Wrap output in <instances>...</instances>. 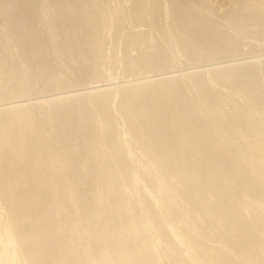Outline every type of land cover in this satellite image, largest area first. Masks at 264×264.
<instances>
[{"label": "rangeland", "instance_id": "1", "mask_svg": "<svg viewBox=\"0 0 264 264\" xmlns=\"http://www.w3.org/2000/svg\"><path fill=\"white\" fill-rule=\"evenodd\" d=\"M152 1L0 0V139L38 144L0 154V264H264V29L202 54L170 30L187 0ZM78 96L94 131L68 145L48 103Z\"/></svg>", "mask_w": 264, "mask_h": 264}, {"label": "bare ground", "instance_id": "2", "mask_svg": "<svg viewBox=\"0 0 264 264\" xmlns=\"http://www.w3.org/2000/svg\"><path fill=\"white\" fill-rule=\"evenodd\" d=\"M187 1L186 2L183 1L184 4H180L181 10L183 9V11H181L182 15H180L178 18L176 17L177 18V19L175 18L176 20H173V22L171 23V29L170 28L169 29L172 30L173 34L175 35L174 37L176 38L175 40H177V43L183 42L190 47L196 45L198 47V49L202 52V54H203V52H205V50L211 51V49L213 50V52L211 51L212 53H214V50L216 52H218V50H219L218 54H220V55L223 53L225 54V52H224L225 50L223 51L222 47H223V49L225 48L227 50L232 51L233 54H234V52L236 54L237 46H238V41H237L238 36H239V33L241 34L244 32L243 30L247 26L246 23L251 22V23H249L250 25L251 24L257 25V26L261 27L262 29H264V0H241V1L239 0L240 1V2L238 1L239 3L242 2V4H243V2H245L247 4V6H246V4H244L245 5L244 9H243V7H240V6L235 8V9H231V6L225 0H210V1H213V4L215 5V7L213 6V9L208 10L207 13H205V12L207 11V8L209 6L205 5V3H204L205 0L204 1L200 0L201 1V3L199 1L200 4L198 3V1L197 2L195 1L196 4L198 3V6H197L198 8L197 9L195 8V10L191 9V7H192L191 2L190 1L187 2ZM192 1L194 2V0H192ZM152 2H154V0ZM195 2L193 3V5L195 4ZM235 2L236 1H234V3ZM194 6H196V5H194ZM205 6H207V8H205ZM236 6H237V4H236ZM192 8H194V7H192ZM203 8L206 10L204 11ZM214 8H215V10H214ZM240 9L241 10L250 9V10H253L252 11L253 13H250L251 11H247V10H246V12H244V11H241ZM132 12H134V11L132 10ZM247 12H249V13H247ZM85 14H87V13H85ZM143 14H145V13H143ZM215 18H217V19H215ZM90 19L91 18H89V16H88L86 18V22H85L86 24H83V25H86V27H88L87 25L90 23ZM174 21H176V22H174ZM140 23L141 22H139V27H140ZM79 25H80L79 23L75 24L77 30H78V27L81 28ZM166 26H167V24L165 25V27ZM201 26H203V27H201ZM12 27H13V25H11V28ZM86 27H82V28L85 29ZM84 29H83V31H85ZM136 30L139 31V33H137L138 37L135 41V43L137 44V47L139 49H141L142 51H144L145 49L147 50V48L149 47L148 46L149 44H145V40L143 38L146 35H144V33H143V31H141V29L137 28ZM12 31L15 33V31L13 29H12ZM167 31H165V32H167ZM256 31L257 30H255V32ZM259 32L262 35V32L261 31H259ZM243 34H245V33H243ZM15 35H16V33H15ZM246 35L247 34H245L244 36H246ZM244 36H242V37L244 38ZM87 37L89 39V35ZM171 37H173V36H171ZM163 38L165 39V37H163ZM243 38H241V39H243ZM149 43H151L150 40H149ZM175 44H176V41H175ZM161 45H162V47H164L163 44H161ZM178 45H179V43H178ZM199 50H198V53H199ZM162 51L164 52V54L166 53L163 49H162ZM171 51H172V49H171ZM139 53H141V52H139ZM226 53H228V51ZM164 54L162 53V55H164ZM155 57H157V56H155ZM254 71H256V69L252 65L246 64V63L236 64V65H233L227 69V73H229V75L232 78L241 79V80L244 79V81L246 83L249 82L248 84H251V85L259 82L258 80H256V76H254V74H255ZM12 80L15 81L16 87H20V85L23 83L21 79H20L21 80L20 81L19 79L11 77V81ZM200 83L204 84L203 80L200 81ZM200 83L198 82V85H200ZM1 85H2V83H1ZM204 86H205V84H204ZM92 87L93 86L89 85L88 88H92ZM200 87H201V85H200ZM46 92H50V91H46ZM181 97L182 96H181L180 92H178L177 98L180 101H183V98H181ZM48 99H49V101L52 100V98H48ZM45 100H47V99H45ZM71 102H75V103L72 104ZM71 102H70V98L65 97V98L59 99L58 102H56V103H48V105H50L52 107V110L54 111L53 115L50 114L51 115L50 120L47 119L49 124H50V127L53 131H56L58 137L61 139H64L68 145L73 143L71 141L72 139L70 137H74L75 139L84 138V141H86V139L88 140L89 135H91V132L94 131V130H92V126H93V122H94L91 119V118H93L92 109L90 110L89 107H88L89 109L86 108V106L84 105V101H83L82 96L73 97V100ZM94 104H96L97 106H99L101 108L102 107L107 108L102 103H99V102L98 103L94 102ZM50 106L47 107L48 112L51 110ZM10 108H7L5 110H9ZM93 109H95V111H96V108H93ZM87 110L88 111L90 110V111L88 112ZM103 111L104 110H102V112ZM50 112L52 113V111H50ZM90 112H91V114H90ZM65 113L67 114V116H65ZM89 114H90V116H89ZM95 114L96 113H94L93 115H95ZM96 116L97 115H95L94 117H96ZM98 116H99V114H98ZM98 119H96V120H98ZM95 122H97V124H98V121H95ZM17 123H19V120L14 121L12 114L7 115L6 120H5V130H9V127L15 126ZM99 127H101V126H99ZM103 128H102V131L104 130ZM143 129L145 130V132H149L148 131L149 128L145 127ZM97 130H100V129H97ZM105 130L108 133L112 132L111 128H106ZM37 139L39 140L38 137H37ZM4 142L6 144V149H3ZM15 145L18 148L13 149V151H12L14 158L23 157L25 159L26 155L33 154L32 150H35L38 148V144L35 141H29L28 142L27 140H24L21 137L19 138L17 144H16L15 139L11 143H8L7 140L3 141L0 139V154L4 155V153L7 152V148L13 147ZM238 175H239V173H238Z\"/></svg>", "mask_w": 264, "mask_h": 264}]
</instances>
